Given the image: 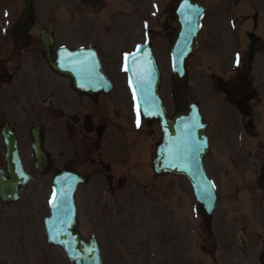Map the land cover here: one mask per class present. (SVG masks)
<instances>
[{"label": "flooded vegetation", "instance_id": "flooded-vegetation-1", "mask_svg": "<svg viewBox=\"0 0 264 264\" xmlns=\"http://www.w3.org/2000/svg\"><path fill=\"white\" fill-rule=\"evenodd\" d=\"M178 1L31 0L33 22L15 33L25 0H0V177L7 185L11 179L23 183L14 181V175L32 177L19 189L17 202L0 198V264H54L55 259L45 256L44 198L28 188L58 170L78 173L86 184L105 182L107 193L128 183L144 186L168 179L152 172L158 124L146 123L139 113L137 127L120 57L143 45L159 73L171 74ZM194 2L200 10L197 49L184 63L185 86H160L165 110L170 116L195 101L206 131L210 128L208 111L191 89L190 75L197 72L206 78V89L215 100L225 104L217 115L221 133L257 139L264 134V0ZM81 12L86 17H80ZM15 40L23 45L18 47ZM62 47H86L96 53L102 79L110 87L102 81L89 87L108 90L79 94L78 77L59 72ZM245 149L249 154L250 147ZM254 156L253 177L260 179L264 156ZM37 159L42 168L49 163L46 174L37 173Z\"/></svg>", "mask_w": 264, "mask_h": 264}, {"label": "rangeland", "instance_id": "rangeland-1", "mask_svg": "<svg viewBox=\"0 0 264 264\" xmlns=\"http://www.w3.org/2000/svg\"><path fill=\"white\" fill-rule=\"evenodd\" d=\"M205 82L200 73H191V89L208 111V133L214 147L205 157L204 166L223 196L206 228L207 238L199 227L201 221L195 216L185 183L168 178L144 190L127 184L110 199L101 192L103 186H99V181L94 180L78 191L79 223L84 236L91 232L96 235L103 264H258L257 255L264 248V214L259 205L262 198L247 184V180L253 179L254 167L235 169L228 162L230 149L234 150V135L229 138L226 131L225 136L221 133L217 115L223 112L225 104L215 100ZM248 144L262 150L264 135ZM234 155L238 156L235 150ZM253 159V155L250 159L245 157V166ZM216 161L220 162L215 164ZM48 188L49 181L45 179L31 185L28 192L46 198ZM59 254L53 250L48 255L67 264Z\"/></svg>", "mask_w": 264, "mask_h": 264}, {"label": "water", "instance_id": "water-1", "mask_svg": "<svg viewBox=\"0 0 264 264\" xmlns=\"http://www.w3.org/2000/svg\"><path fill=\"white\" fill-rule=\"evenodd\" d=\"M29 17L31 18V6L30 1L26 0V6L21 19ZM189 28V24H185L182 28L180 27V31L175 36L173 43L175 47L173 52V79L174 83L178 86H182L184 82L183 62L196 47L195 36L197 27L192 29L191 35H188ZM74 54L78 57H85L84 51H74ZM128 63L132 65L131 59ZM135 67L138 72L146 77L150 69V84L146 92L151 98L149 112H145V94H142L139 88H136V102L145 120L150 121L155 119L158 121L162 134V139L155 150L153 170L157 174L169 173L183 176L187 179L191 185L195 203L203 211L204 218L207 219L211 216L215 207L216 196L214 189L206 184L209 180L202 168V157L207 150V138L204 135L205 123L198 108L193 103H189L185 111L176 113L171 119L168 118L158 96L159 74L150 53L146 51L138 53ZM66 74H69V72ZM127 74L129 78L133 79V89L135 88L136 77L133 76L131 71H128ZM194 115L197 116L200 124L203 125V127H198L194 130L195 136L201 142L203 150L196 156L195 163L183 167H171L169 163V151L170 149H174V142L178 137L182 136L185 123L190 122ZM80 182H82L81 179L69 173L59 174L55 178L53 191L56 190L58 197L59 193L66 192V196L62 198L65 211L64 213H59L50 206V216L45 221L48 241L53 245L59 246L72 264H102L95 237L90 236L88 239H83L78 232L74 193L77 184ZM205 186L208 189V196H204L201 191ZM5 195L6 193L3 190L0 191V196L7 197ZM61 218L66 220V223L61 224Z\"/></svg>", "mask_w": 264, "mask_h": 264}, {"label": "snow or ice", "instance_id": "snow-or-ice-1", "mask_svg": "<svg viewBox=\"0 0 264 264\" xmlns=\"http://www.w3.org/2000/svg\"><path fill=\"white\" fill-rule=\"evenodd\" d=\"M188 0H184V5L187 6ZM199 15V9H192L189 8L188 14L186 15V23L190 25L188 35L192 34V29L198 27V21L195 19V16ZM23 33L21 32V36ZM143 45H137L135 52L125 53L124 61L125 65L123 70L128 72L131 71L133 76L136 77L135 80V88H133V99H136V88H139L142 94H145L144 102H145V112H149L151 108V98L149 95L146 94L147 87L150 84V69L148 70L147 77L140 72L137 71L135 65L137 61V53H139ZM67 54L63 56V59L66 61H71L76 67H78L80 73L82 74L83 78L86 82H92L93 80H101L96 73L95 65L90 63V58L88 57H78L76 54L69 52L67 49L63 50ZM147 55V54H145ZM131 59L132 65H129L128 61ZM235 63L238 66L240 64V54L239 52L235 55ZM84 85L82 84L81 87ZM129 86L133 87V79L129 78ZM137 127L140 126L139 121V110L137 109ZM198 127H203L200 124L197 116L194 115L190 122H186L183 129V134L181 137H178L177 140L174 142L175 147L174 149H170L169 151V163L171 167H183L185 165H191L195 163L196 156L203 150L201 142H199L195 136V129ZM207 185H210L212 189H215V184H212L210 181L206 182ZM202 194L204 196H208V189L207 187H203L201 189ZM66 196V192H61L58 194L56 190L53 191L52 197L49 200V205L59 213H64V201L63 197ZM61 224L66 223V220L61 218Z\"/></svg>", "mask_w": 264, "mask_h": 264}]
</instances>
